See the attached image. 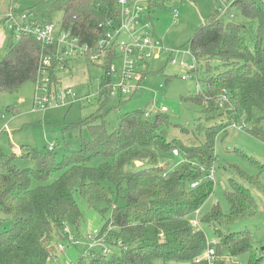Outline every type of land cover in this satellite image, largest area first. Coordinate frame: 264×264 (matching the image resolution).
<instances>
[{
    "label": "trees",
    "instance_id": "16d2710c",
    "mask_svg": "<svg viewBox=\"0 0 264 264\" xmlns=\"http://www.w3.org/2000/svg\"><path fill=\"white\" fill-rule=\"evenodd\" d=\"M59 8L63 28L90 45L105 33L108 22L122 18L119 0H64ZM155 8L148 0L149 18ZM230 10L227 17L217 10L189 40L194 69L207 75L199 79L206 90L193 99L202 106L206 120L214 122L202 129L205 138L200 143L172 141L164 129L165 115L152 118L145 111H133L123 115L116 131H109L105 121L98 123L95 115L83 120L80 149L60 160L56 148L40 152L32 145L22 146L21 154L11 156L0 148V264H49L58 254L54 236L67 241L66 224L79 227L82 223L77 197L94 206L100 200L111 204L115 195L123 203L112 205L110 218H106L109 208L102 215L106 227L114 228L111 236L120 242V254L109 258L93 248L78 264H154L157 258L165 264H210L204 257L210 247L215 250L213 264H242L239 257L244 254L248 264H264V239L256 247L251 229H229L258 210L252 189L264 193V163L258 164L255 175L233 165L237 177H230L232 189L225 193L229 210L216 204L201 214L200 222L219 235L216 243L191 222L194 211L214 192L215 180L208 177L209 170L195 169L190 162L215 166L217 137L232 124L242 125L264 141L260 123L264 117V0H234ZM44 52L54 55L55 47L43 46L30 35L8 43L0 61V90L15 92L36 81ZM221 66L227 69L214 72ZM52 77L58 76L52 73ZM102 91L98 100L105 96L104 104L110 94L104 86ZM5 111L14 112V106ZM174 148L190 162L172 168L158 165V151ZM242 155L253 162V157ZM97 158L103 161L92 165ZM139 160L151 164L127 168ZM5 219H11L10 228L4 226Z\"/></svg>",
    "mask_w": 264,
    "mask_h": 264
},
{
    "label": "rangeland",
    "instance_id": "374dc122",
    "mask_svg": "<svg viewBox=\"0 0 264 264\" xmlns=\"http://www.w3.org/2000/svg\"><path fill=\"white\" fill-rule=\"evenodd\" d=\"M233 1L153 0L156 8L151 18L148 17V5L145 3L143 18L136 25L135 35L148 34L153 39H159L160 42L154 49V54L144 63L143 70L146 71L141 80H131L132 87L129 93L110 95L104 104L102 103L105 96L102 97V102L98 100V96L101 79L111 63L118 71V77L113 83L121 80L124 54L119 50L113 57L103 55L97 61L86 57L72 59L69 60L67 68L56 71L61 82V85L57 86V88L61 86L58 92L60 93L63 87L71 88L73 92L64 105L53 104L47 108L36 105L34 80L24 83L15 92L0 90V148L3 154L5 156H11L13 153L21 154L22 146L29 145L44 152L53 144L57 159L60 160L64 155L70 156L80 149L79 124L83 120L95 115L98 123L105 121L109 131H116L123 115L133 111H150L152 118L159 113L165 115L167 121L164 129L172 141L181 139L188 145L200 143L205 138L202 129L214 122L206 120L202 106L193 99L206 90V86L203 83L201 85L199 79H204L207 75L201 69L198 73L197 69H194L196 62L190 51L189 40L217 10L224 16H229L231 13L229 6ZM61 3H64V0H0V61L5 56L8 43L16 42L11 30L13 20L8 18L12 9L18 18L21 14L29 13L33 18L60 23L63 16V10L59 8ZM175 9L179 11L178 17L174 16ZM237 19H241V16L238 15ZM123 38L126 41L130 40L127 34H124ZM172 59L176 62L174 63ZM136 68L139 70L140 65L136 64ZM226 69V66H221L214 72ZM53 80L57 81L56 77ZM74 95L77 97L91 95L92 99L86 100L84 104L81 102L71 104ZM9 106H14V112L5 111ZM162 106H166L168 111L163 113L160 110ZM258 113L260 111H256V115ZM261 119L260 123L264 124V117ZM158 153L160 156L158 165L172 168L181 162L180 155L176 156L172 151L159 150ZM242 153L253 157V162L245 158ZM216 154L215 189L201 207L202 214L210 211L216 204H219L223 211L229 210L225 193L232 189L230 177L233 175L237 177L233 165L250 174H258V164L264 163V141L255 137L242 125L230 126L218 135ZM102 161V158H97L91 164L98 166ZM150 164L149 161L139 160L127 168L136 170ZM238 178L241 179L239 176ZM262 178L264 179V176ZM252 191L258 203V210L253 215L236 220L229 229L231 231L251 229L253 243L256 247H260L264 239V193L256 188ZM77 202L83 213L82 223L79 227L66 224L68 231L65 227L64 236L68 238L72 236V242L62 240L57 234L54 236L58 254L49 261V264H78L81 256L91 249L90 244L93 239L89 238V234L95 230L101 231L102 236L106 234L104 245L94 247L97 251H102L103 247L108 248L105 254L109 258L120 254V242L111 236L114 228L111 224L107 228L106 224L113 213L112 205L122 204V197L117 199L115 195L111 204L100 200L94 206H91L83 196H78ZM107 208L109 210L105 219L102 211ZM3 223L6 228L12 226L11 219H5ZM201 228L210 242L216 243L219 240V235L211 225L201 223ZM112 240L117 244L111 242ZM61 242L64 248L58 247ZM239 259L242 264L249 262L247 254ZM154 264H165V262L157 258Z\"/></svg>",
    "mask_w": 264,
    "mask_h": 264
},
{
    "label": "built area",
    "instance_id": "2783aa9c",
    "mask_svg": "<svg viewBox=\"0 0 264 264\" xmlns=\"http://www.w3.org/2000/svg\"><path fill=\"white\" fill-rule=\"evenodd\" d=\"M121 4L122 18L117 22H108L105 25V33L97 40L94 45H90L87 42H83L80 37L72 34L70 30L63 28L61 22H53L33 18L29 13L21 14L20 17H16L14 10L10 11L9 19L13 20L11 27L12 35L14 34L16 39H20L22 35H30L35 37L43 46L55 47L54 55L44 52L41 55L39 62V73L36 80V91L34 103L41 107L47 108L53 104H66L69 96L73 95L71 88L61 89L57 88L59 83H55L52 79V73L56 75V71L64 70L68 66L69 60L77 59L81 57L89 58L92 61L101 59L103 55L107 57H113L117 51H121L124 54V67L122 70L121 80L113 83L114 79L118 77V71L113 63L106 68V73L101 79L99 96L102 94L103 86L108 90L110 95L119 94L124 95L129 93L132 87L131 80H141L142 70L144 69V63L147 58H150L154 54V49L159 44V39H153L148 34L144 36H136V25L141 22L143 18L142 13L145 11V3L148 5V0H119ZM230 8V6H229ZM223 15V14H222ZM232 15V14H231ZM174 16H179V11L174 10ZM233 16V15H232ZM149 24H146L148 26ZM127 34L130 37L129 41L123 38V35ZM175 63L176 60L172 59ZM136 64L140 65V69L136 68ZM194 68V66H193ZM59 80V77H57ZM102 84H104L102 86ZM98 96V97H99ZM92 96L77 97L74 95L73 101L85 103L86 100H91ZM162 112H167L168 108L162 106L160 108ZM159 112V111H157ZM146 116H150V111H147ZM234 127H238L237 124H232ZM55 146L51 144L48 149L53 150ZM173 153L180 155L179 149L174 148ZM182 162H190L187 158L181 159ZM195 169L208 171V177L214 179L215 166L207 167L199 162H190ZM198 182H193L192 186L195 187ZM201 208L194 211L191 222L195 227H201L200 216ZM66 231L68 228L66 227ZM108 231V230H106ZM101 231L95 230L89 234V238L93 239L90 244L91 249L96 245H104L105 235H101ZM72 236L68 238V242H72ZM59 248H64V244L61 242L58 244ZM90 250V249H89ZM88 250V251H89ZM103 253L108 251V248L103 247ZM215 250L213 247L208 248L205 256L212 262V255Z\"/></svg>",
    "mask_w": 264,
    "mask_h": 264
}]
</instances>
